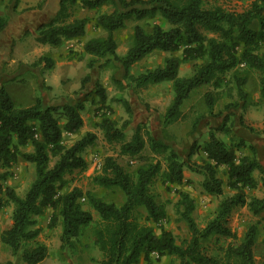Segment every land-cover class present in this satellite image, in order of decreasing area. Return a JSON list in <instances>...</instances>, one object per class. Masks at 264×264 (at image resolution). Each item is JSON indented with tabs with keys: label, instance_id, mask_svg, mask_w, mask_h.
I'll list each match as a JSON object with an SVG mask.
<instances>
[{
	"label": "trees",
	"instance_id": "obj_1",
	"mask_svg": "<svg viewBox=\"0 0 264 264\" xmlns=\"http://www.w3.org/2000/svg\"><path fill=\"white\" fill-rule=\"evenodd\" d=\"M205 2L60 0L58 13L39 25L35 41L57 47L66 39H83L91 18L71 19L70 7L78 4L83 9L98 12L107 4L111 11L100 12L94 18L95 28L106 35L92 36L84 41V50L92 56L88 67L108 57L118 60L125 68V81L115 78L113 81L121 89L126 84L139 91L151 84L170 81L173 98L161 114L163 129L190 120L194 131L205 116L197 109L199 100L211 115L215 114L214 108L220 101L224 102V110L237 108L241 103L243 109L246 107L249 99L246 85L253 71L260 74V94L264 104V0H252L250 7L242 12L227 11L219 5L205 7ZM18 3L19 0H14V8ZM156 16L169 27L154 24L151 31H147L143 25H135L126 55L119 56L114 32L125 28L129 20L141 21ZM7 24L8 17L0 15V32ZM155 50L170 55L162 64L147 68L138 76L131 74L130 67ZM176 52H180V56L173 55ZM39 60L44 61L47 68L52 64L46 56ZM184 63H190L192 68L181 75L180 66ZM94 95L99 98L98 102L104 103L107 99L105 89L99 84ZM112 100L121 103L129 115L132 113L126 98L115 95ZM84 110V101L51 106L44 105L39 97L29 106H17L6 87L0 86V182L7 179L8 168L19 160L35 166V178L24 196L17 195L12 187L5 188L7 201L13 203L14 208L12 224L1 231L0 242L9 247L14 257L26 264H39L47 258L49 247L38 240L42 229L37 217L51 208L49 226L53 228L60 224L62 228L60 248L73 249L87 238L88 250L97 248L100 251L99 258H91L93 264H135L142 255L151 261L152 253L159 258L173 257L178 264H256L253 253L258 235L256 226L251 225L243 241L236 244L238 235L230 228L229 219L237 207L247 206L254 215L264 211V196L247 193L259 184L264 188V164L258 159L256 148L245 140L231 137L227 143L218 136L231 134L229 114L219 127L209 128V141L202 147L209 161L198 164L184 161L164 140L155 138L146 123L139 124L128 139L125 132L128 121L119 126L101 106L98 126L104 140L119 146L118 155L127 158L129 166L135 165L133 172L128 171L116 157L108 155L103 158L101 169L92 175L94 186L120 190L123 202L117 204L76 186L64 191L69 185V175L76 170H87L89 164L84 153L97 140L95 132L80 134ZM241 124L245 125L243 117ZM65 133L76 136L70 146L63 144ZM27 145L33 147L31 152L22 150ZM146 148L149 154L144 153ZM198 148L201 147L194 143L189 156ZM245 148L251 154L238 155L239 150ZM53 158L56 161L51 166ZM220 166L227 167V186L234 190L230 195L224 192ZM185 168L203 176L200 185L204 192L222 198L214 216L200 227L194 217V199L189 193L179 191L176 207L188 226L190 237L178 243L175 235L161 224L167 216L166 205L157 199L153 187L160 174L168 184L182 183ZM82 199L99 213L98 220L84 208ZM138 208L145 209L147 220L160 224L159 233L136 217ZM210 238H215L217 244L221 238L230 241L218 245L219 251L209 254L204 241ZM261 243L264 249V238ZM172 260L169 264H173Z\"/></svg>",
	"mask_w": 264,
	"mask_h": 264
},
{
	"label": "crops",
	"instance_id": "obj_2",
	"mask_svg": "<svg viewBox=\"0 0 264 264\" xmlns=\"http://www.w3.org/2000/svg\"><path fill=\"white\" fill-rule=\"evenodd\" d=\"M59 8L60 0H19L17 7L14 8L13 3V7L5 14L8 17V24L5 29L0 32V85H4L6 87L17 106H29L34 103L37 97L43 101L44 105L51 106L64 105L66 103L75 104L77 102L84 101L85 110L82 113L83 126L81 127L80 134L82 135L88 131L95 133L99 131L103 140L104 136L98 126L101 121V117H99L98 114L97 116L94 115L93 112L96 108L98 111L100 108L99 106H105L110 109L109 117L116 121L119 126H121L119 124L121 121L123 122L127 120L129 122L126 124L125 128L126 134H128V132L131 133L130 136L127 135L128 139L132 136L134 130L139 124L146 123L149 126L148 129L152 135L157 139L164 140L165 143L170 145L184 161L188 162L191 160L198 164H203L204 162L209 161L206 153L202 151V147L209 141V128L219 127L223 123L224 117L229 114L232 123L231 134H218V136L227 143L230 142L231 137L245 140L248 145H253L256 148L257 157L262 163L261 157L264 155V136H262L263 142L259 145L255 139V134L252 131L259 128L262 130L261 133H264V104L261 99L260 88L256 92H251V77L246 85V90L249 93V99L244 109L242 108L243 103H241V105L237 108L224 110V102L221 101L214 108L215 114L211 115L208 113V110L203 103L204 107L200 108L199 111L204 113L205 116L200 120L194 131H192V123L190 120L173 123L167 126L166 130H164L162 126L161 114L169 106L170 101L162 103V99L165 97L162 90L164 86L169 88L171 91L169 97H171L172 101L173 91L171 89L170 81L151 84L146 89H141L139 91H134L132 88H128L126 84H124V88L121 89L113 81V78L125 81V68L118 60L113 57H108L104 60L111 61H109L103 68L99 67L102 61L95 63L92 67H88V63L92 60V56L84 50V41L85 39L94 36L91 35L92 28L94 29V33H97L99 36L106 35V32L95 28L94 18L100 12L111 11V8L107 4L102 5L98 12L95 9H83L78 4L70 7V11H72L71 19L86 16L91 18V22L86 26V36L83 39H66L60 46L57 47H53L48 44H39L35 41V37L37 36L36 30L39 25L53 19L58 13ZM131 21H134L133 27L130 25ZM137 24L141 25L139 21H127V27H129V41L126 45H123L121 39L118 38V35H120V32L124 29L122 28L114 32V37L117 41V54L119 56L122 57L126 55L133 40V28ZM26 31H30L33 35L32 42L35 44L34 49L32 51L22 47H16L14 49L13 38H22ZM157 52H161L164 56L159 64H162L164 58L167 55H170V53L155 50L142 60L134 63L130 67L131 74L138 76L147 68L155 67L151 65L146 66L142 63L146 58ZM180 54V52L173 53L175 56H180ZM42 56L48 57L52 62L49 68L46 67L44 61L39 60ZM139 64H141V66ZM182 65L183 64H181L180 69L182 68ZM97 84L101 85L105 89L107 99L104 103L98 102L99 98L94 95ZM15 91L19 92L18 96L15 94ZM90 93L98 99H96V101H90L87 98V95ZM115 95H120L128 100L132 109V113L130 115L125 111L121 103L112 100ZM159 105H161V107H159ZM220 111H222V113H219ZM241 117H243L245 125L241 124ZM248 127H251L253 130H250ZM166 133L168 136L165 138ZM64 135L70 134L65 133ZM104 143L106 144L107 142L104 140ZM194 143H197V145L201 148H198L192 156H189L191 147ZM25 147L29 149L26 150L22 148L23 151L31 152L33 150L31 145H27ZM94 149L95 148L90 146L84 153V157L88 164L91 152ZM242 151L244 152L241 155L251 154L248 148L242 149ZM90 167L91 166L89 165L87 170L84 172L76 170L71 175H75L76 173L86 174L87 172L92 171ZM218 170L219 174L221 170L220 176L224 181L225 194H232L234 190L227 186V167L220 166ZM202 180L203 176L201 174L185 168L182 183L172 185L182 187L184 191L189 193L194 199L195 196L192 194V185L194 182L195 185L198 183L199 187L202 189L200 185ZM258 187L263 188L261 184H259ZM115 190L120 192L117 188H115ZM251 191V189L247 190V193L251 194ZM205 194L206 195L204 196L206 198H218L206 192ZM221 198L222 197H219V199ZM88 210L91 211L95 219L100 218V215L96 210L93 208ZM243 211L253 214L247 206L237 207L232 212L230 218L232 217L237 219L239 212ZM52 212L53 210L48 208L42 216L37 217L39 227L42 226L41 220H44L46 217V221L49 226ZM167 219L168 218L166 217L164 220ZM153 223L154 222L151 221L149 224L153 226ZM58 229L57 242H53V247L51 246V242L48 237L43 239L42 243L49 247V254L47 258L39 264H92L91 258L100 257V251L97 248H93L91 251L88 250L86 247L88 242L87 239H83L82 243L76 244L73 249H61L60 234L62 228L60 224ZM239 240L240 242L243 241L240 235ZM3 245L9 252L6 260L11 261L12 264H17L19 261L26 264L18 257L14 259L9 247L5 244ZM150 259L151 261H147L144 255H142L139 262L135 264H167L159 263L158 261L161 257L159 258L155 253L150 254Z\"/></svg>",
	"mask_w": 264,
	"mask_h": 264
},
{
	"label": "rangeland",
	"instance_id": "obj_3",
	"mask_svg": "<svg viewBox=\"0 0 264 264\" xmlns=\"http://www.w3.org/2000/svg\"><path fill=\"white\" fill-rule=\"evenodd\" d=\"M252 0H206L205 7H212L215 5L222 6L227 11L232 12H242L250 7ZM14 0H1L0 4V15H5L6 12L13 7ZM97 13V12H96ZM141 25H143L147 31H151L152 26L154 24H160L164 28H168L169 25L160 17L156 16L153 18H147L144 20L139 21ZM134 21L130 22L131 27H133ZM120 32V35H118V38L121 39V42L123 45H126L129 41V27L123 28ZM91 35H98L97 33H94V29H91ZM32 33L29 31L28 34L23 35L22 38H13V48L16 47H22L26 48L29 51H32L34 49L35 44L32 42ZM163 54L161 52L154 53L153 55L149 56L144 60L142 63L143 65H151L156 66L159 64V62L163 59ZM100 68H103L109 61L111 60H101ZM106 61V62H105ZM100 62V61H99ZM98 63V62H96ZM141 66V64H139ZM192 66L190 63H185L182 65V68L180 69V74L183 75L191 70ZM259 79L260 74L256 71H253L251 74V92H256L260 86H259ZM1 86V85H0ZM164 92V99H162V103L166 101L171 102V97H169V94H171V91L167 87H163ZM15 94L18 96L19 92L15 91ZM88 99L90 101H96L98 99L96 96H93L92 93L87 95ZM171 96V95H170ZM146 99V98H144ZM221 102V101H220ZM101 107V106H99ZM161 107V105H159ZM204 107L202 100H199L197 103V109ZM97 109V108H96ZM94 110V115L100 117V110ZM104 109L108 111L109 108L104 106ZM108 109V110H107ZM97 111V113H96ZM86 117V115H85ZM127 120L121 121L119 124L122 126L126 123ZM129 123V122H128ZM149 128V126H148ZM261 129H255V131H252L255 134V139L258 142L259 145L263 142L264 136L261 133ZM97 140L95 144L92 146L95 148L91 152V156L89 158V165L92 166L95 159H100L103 161V158L108 155H113L117 158V160L128 170L133 172L135 169V165L129 166L127 164V158L119 156L118 154V148L119 146L115 144H108L104 143V140L102 138L101 133L99 134V131H97ZM128 136L131 135L130 132L127 134ZM167 133L165 138L167 137ZM76 136L71 135H64L63 138V144L65 146H70L73 143V140ZM24 149H29L27 147H23ZM244 151L239 150L238 155L243 154ZM118 153V154H117ZM145 154H149V149L146 148L144 151ZM263 157V158H262ZM261 157V161L264 164V155ZM161 159H163V156H160ZM56 161V158L52 159L51 166ZM100 161V160H99ZM98 172V171H95ZM9 176L5 181L0 182V233L4 229L10 227L12 224L11 216L12 211L14 208V204L7 201V197L5 195V188L7 186L12 187L15 191V193L19 196H24L25 192L27 191L29 185L35 178V166L34 164L27 163L25 161L19 160L17 163L13 164L11 167L8 168ZM92 171L87 172L86 174L83 173H76L75 175H69L67 177V181L69 183L68 187L64 190H70L73 187H80L84 192L90 191L95 194L102 195V197L107 201H113L117 204H121L123 202L122 194L118 190H106L103 188L96 187L92 184L91 178H92ZM221 174V170H220ZM257 176H259L258 173H256ZM193 191L192 194L195 196V212L194 217L200 227H203L215 214L216 210L218 209L220 199L219 198H206L204 195L205 192L199 187L198 183L197 185H192ZM179 191H184V189L177 185L168 184L164 181V177L162 174H160L155 182V185L153 187V192L155 193L157 199L166 205V211L168 215L166 216L168 219L164 220L161 224L166 229L173 232V234L176 237V240L178 243H181L184 239H188L190 237V231L188 229V226L184 220L180 218V215L178 213V208L176 207V203L179 199ZM249 196H257L262 197L264 196V189L261 187H257L256 189H253L251 191V194H248ZM82 202L84 203V208L91 209L86 202L82 199ZM237 216V215H234ZM136 217L146 223H150V220H147V213L144 208H138L136 211ZM47 217L44 220H41L42 226H41V235L39 236V241L42 242L44 238H49V241L51 242V246H54V243L57 242V231L59 230V224H57L55 227L51 228L47 224ZM96 220H98L96 218ZM156 233L160 232L159 225L160 224H152ZM229 225L230 228L235 231L238 234V239L234 241V243L239 244V235L244 239L245 234L247 233L249 227L251 225H255L258 231L257 235V243L253 247V253L256 264H264V249L261 243V239L264 238V212L253 215L249 212L243 211L239 212L237 219L230 218L229 219ZM87 239V238H84ZM215 238H210L204 243L208 247V253L212 254L214 252L219 251L218 245L220 244H227L230 240H225L224 238H221L220 243H214ZM54 242V243H53ZM57 244V243H56ZM55 250V249H53ZM91 251V250H90ZM9 252L6 250L5 246L0 242V264H6L8 260ZM89 257V256H88ZM17 257H14L16 259ZM19 258V257H18ZM173 257L170 256H162L161 259L158 261L159 263H167L169 264ZM92 261V259H91ZM173 261V260H172ZM17 264H23L21 261H19ZM59 264V263H54ZM93 264V262H92ZM173 264H178V261H173Z\"/></svg>",
	"mask_w": 264,
	"mask_h": 264
},
{
	"label": "built area",
	"instance_id": "obj_4",
	"mask_svg": "<svg viewBox=\"0 0 264 264\" xmlns=\"http://www.w3.org/2000/svg\"><path fill=\"white\" fill-rule=\"evenodd\" d=\"M103 112L109 114L108 111H106V110H103ZM102 163H103V161L101 159H95V161L93 162L92 166L90 167L92 169V172L95 173V171L100 170L101 166H102Z\"/></svg>",
	"mask_w": 264,
	"mask_h": 264
}]
</instances>
